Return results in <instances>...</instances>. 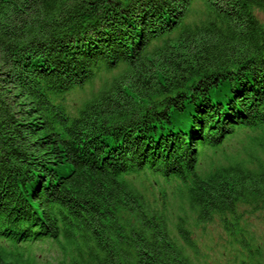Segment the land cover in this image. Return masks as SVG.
<instances>
[{"label": "trees", "instance_id": "trees-1", "mask_svg": "<svg viewBox=\"0 0 264 264\" xmlns=\"http://www.w3.org/2000/svg\"><path fill=\"white\" fill-rule=\"evenodd\" d=\"M249 217L264 0H0V264H199L214 220L264 264Z\"/></svg>", "mask_w": 264, "mask_h": 264}, {"label": "rangeland", "instance_id": "rangeland-1", "mask_svg": "<svg viewBox=\"0 0 264 264\" xmlns=\"http://www.w3.org/2000/svg\"><path fill=\"white\" fill-rule=\"evenodd\" d=\"M68 99L76 100V95H69ZM248 229L252 232L255 244L261 236L264 237V222L259 218L254 219L249 217L246 222ZM197 239L201 238L198 244L199 253L197 255V260L199 264H226V257H232L233 251L238 248L236 243H229V238L221 232V229L217 221L211 222V224L206 225L205 233L199 231L194 232ZM220 235L221 237H219ZM201 253H204V257L200 259Z\"/></svg>", "mask_w": 264, "mask_h": 264}]
</instances>
